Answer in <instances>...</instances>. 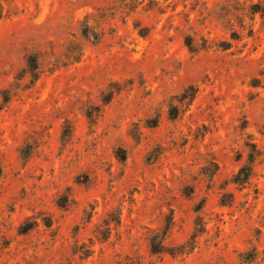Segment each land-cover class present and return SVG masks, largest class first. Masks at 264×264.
I'll use <instances>...</instances> for the list:
<instances>
[{"label":"rangeland","instance_id":"rangeland-1","mask_svg":"<svg viewBox=\"0 0 264 264\" xmlns=\"http://www.w3.org/2000/svg\"><path fill=\"white\" fill-rule=\"evenodd\" d=\"M257 10L0 0V264H264Z\"/></svg>","mask_w":264,"mask_h":264},{"label":"trees","instance_id":"trees-1","mask_svg":"<svg viewBox=\"0 0 264 264\" xmlns=\"http://www.w3.org/2000/svg\"><path fill=\"white\" fill-rule=\"evenodd\" d=\"M258 7V6H256ZM255 12H259L261 13V16L264 17V13L262 12V10H257ZM4 102H6L5 98L3 99ZM1 108V105H0ZM253 161V156L251 154H249L248 156V160H247V164L242 166L237 173L233 176V183L238 184V185H242L245 184L248 181V178L250 176L251 173V163ZM31 224L28 225V227L24 228V230L22 229L20 233H25L26 231H28L29 229H31ZM151 249L153 251V253H159L161 251H163V249L159 248V245H157L154 241L153 238L151 239Z\"/></svg>","mask_w":264,"mask_h":264}]
</instances>
